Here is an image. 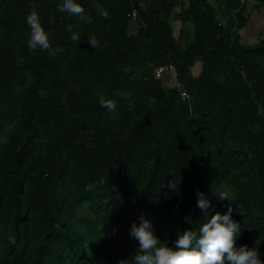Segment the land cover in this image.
I'll list each match as a JSON object with an SVG mask.
<instances>
[{
    "label": "trees",
    "instance_id": "16d2710c",
    "mask_svg": "<svg viewBox=\"0 0 264 264\" xmlns=\"http://www.w3.org/2000/svg\"><path fill=\"white\" fill-rule=\"evenodd\" d=\"M140 1L78 0L85 23L57 12L62 0H0V264H119L138 249L129 229L141 214L173 246L205 222L197 189L210 216L231 203L236 246L264 260V33L240 44L244 0H226L227 22L205 0H188L178 14L192 25L186 39L170 24L176 0ZM33 3L62 49L55 56L27 47ZM167 64L188 100L172 73L154 77ZM170 174L176 192L161 187Z\"/></svg>",
    "mask_w": 264,
    "mask_h": 264
},
{
    "label": "clouds",
    "instance_id": "9594fccd",
    "mask_svg": "<svg viewBox=\"0 0 264 264\" xmlns=\"http://www.w3.org/2000/svg\"><path fill=\"white\" fill-rule=\"evenodd\" d=\"M31 11L26 17V24L30 28V36L27 41V47L30 52L35 53L37 50L46 51L50 56H55L62 51L60 47H54L50 39V33L45 30L41 23L39 13L36 11V5L33 3ZM56 11L66 14L69 18L79 17L85 23H91L84 7L78 0H62L56 6ZM99 14L107 19L108 11L102 5L97 6ZM54 17L49 19V23H54ZM72 25H67L66 30L72 32ZM70 39L80 42V34L72 33ZM87 42L92 48L99 46V40L95 35H90ZM101 107L109 112L117 109L116 103L107 99L103 94L97 97ZM173 179L169 180L166 187L172 192L177 191L175 176L169 175ZM103 184V179L98 181ZM96 184L87 186V190L94 189ZM197 203L205 217V222L198 230L187 229L177 234L174 245H162L160 238L156 235L151 221L143 214L139 217V223L133 222L129 229V236L138 241V249L127 260L119 261V264H264L259 251L255 247L248 245L236 246V240L242 231L241 224L232 219L233 208L231 203L226 213L216 212L209 215V209L212 206L211 201L203 192L197 189ZM220 200L228 199L232 201L227 193H221L218 197ZM240 213L243 215L240 206ZM115 230H113V234ZM9 242L15 243L14 237L10 234Z\"/></svg>",
    "mask_w": 264,
    "mask_h": 264
},
{
    "label": "crops",
    "instance_id": "0c3cea01",
    "mask_svg": "<svg viewBox=\"0 0 264 264\" xmlns=\"http://www.w3.org/2000/svg\"><path fill=\"white\" fill-rule=\"evenodd\" d=\"M243 1V0H241ZM205 2L219 13L218 18L222 22H227L232 16L230 11L226 10V0H205ZM246 13L249 14L248 24L239 32L240 44L243 46L253 44L257 38L264 33V0H244ZM140 7L145 8L143 0L140 1ZM188 6V0H176L174 8L170 14V24L173 28L175 37L186 39L191 31V23L182 24L178 18V14L183 7ZM135 30V28H134ZM197 72L200 68V63L196 64Z\"/></svg>",
    "mask_w": 264,
    "mask_h": 264
},
{
    "label": "built area",
    "instance_id": "2783aa9c",
    "mask_svg": "<svg viewBox=\"0 0 264 264\" xmlns=\"http://www.w3.org/2000/svg\"><path fill=\"white\" fill-rule=\"evenodd\" d=\"M130 18L134 21L136 20L137 18V13L135 10H132L130 12ZM168 73H172L174 75V82H173V86L175 87V89H177V91L179 92V95H180V98L181 100L185 101V100H188L189 98V95L187 93V89L185 87V85L177 80L175 78V68L173 65L171 64H167V65H162V66H159V67H156L153 71V75L156 79H160L162 78L165 74H168Z\"/></svg>",
    "mask_w": 264,
    "mask_h": 264
}]
</instances>
